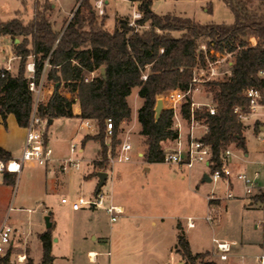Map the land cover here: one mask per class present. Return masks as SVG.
Masks as SVG:
<instances>
[{
    "label": "rangeland",
    "instance_id": "1",
    "mask_svg": "<svg viewBox=\"0 0 264 264\" xmlns=\"http://www.w3.org/2000/svg\"><path fill=\"white\" fill-rule=\"evenodd\" d=\"M38 1L40 5L51 4L48 17L54 31L60 32V36L81 0ZM35 3L36 0H0V22L18 17L27 23L34 17ZM89 3L97 23L105 17L104 28L109 32L117 27L118 19L131 21L133 12L138 10L137 4L129 0H108L104 14L99 15L94 8V0H89ZM247 5L257 15H264V4L253 0ZM151 9L158 14H176L200 23L234 22L233 13L222 0H153ZM82 12L85 13L84 8ZM137 28L142 30L147 26ZM173 35L178 36L179 32H173ZM23 40V36H0V67H10L11 73L17 72L20 58L16 55V47ZM230 60L233 63L235 56L231 55ZM31 62L33 56L28 58L26 76L29 75L27 65ZM226 68L231 69L225 64L221 70ZM228 75L218 76L217 79ZM56 83L47 79L44 73L43 102L49 98L48 91L54 92ZM197 86L198 92L194 99L213 103L212 94L206 90L204 83H198ZM69 89L61 82L62 93ZM128 100L131 119L122 125L118 138L121 142L126 139L130 142V159L115 160L120 148V144L117 145L116 155L111 157L114 161H109L106 169L108 178L100 188L106 194L105 204L109 203L112 196L114 203L124 205V213L115 221H110L103 207L86 206L81 210L71 208L73 200L78 197L89 199L97 191V172L91 162L99 156V143L89 140L84 146L81 145L82 137L95 133L97 127L91 124L90 128H84L85 121L77 117L55 118L46 126L52 160L42 164L35 160L24 161L20 172L13 175L14 182L0 186V225L7 217V223L18 228L10 248V260L23 264L26 258L20 262L16 255L29 252L34 264L39 263L42 245L38 234L49 229L53 235L52 240L59 238L53 244L54 253L60 255L54 264H179L181 261L185 264L174 249L178 233L176 223L180 221L191 251L207 252L205 259L223 264H264V257L260 259L264 256V204L255 200L254 204H249L248 197H239L241 186L238 182L230 189L234 196L227 198L228 186L225 182L202 180L208 170L204 163L184 168L159 162L151 163L150 170H145L147 164L144 163L143 153L146 146L139 133L137 120V110L142 99L136 87L132 89ZM257 117L261 120L257 119L256 122L264 125V105L242 122L243 134L247 135L246 142L250 150L253 147L260 148L257 138L253 140L249 132L251 128L257 132L254 129L255 123L251 124ZM185 127L182 134L185 133ZM202 130L197 129L199 134ZM25 134H12L10 144L14 150L13 158L20 157ZM163 147L167 149L172 144L165 142ZM230 147L237 155L233 157V162H243L244 152L233 144ZM69 158L78 159L79 166H67L63 170V161ZM248 158L253 159V162L245 163L247 170L258 168L264 172L260 155ZM261 181L264 183V179ZM211 193L219 198L209 200ZM62 197L68 203H62ZM48 213L53 223L50 228L45 225ZM207 216H211V220H207ZM188 217L194 222L192 227L186 226ZM214 238L236 242L231 248L229 259L218 258L214 251ZM91 249L96 251L93 260L89 259L87 253Z\"/></svg>",
    "mask_w": 264,
    "mask_h": 264
},
{
    "label": "trees",
    "instance_id": "2",
    "mask_svg": "<svg viewBox=\"0 0 264 264\" xmlns=\"http://www.w3.org/2000/svg\"><path fill=\"white\" fill-rule=\"evenodd\" d=\"M129 1L136 2L141 12V17L136 20L137 27L147 28L139 30L129 26L127 19H118L117 27L109 32L104 28L105 17L97 23L89 0L80 1L60 36L48 17L51 4L40 5L38 0L34 17L27 23L18 17L0 22V36L24 38L16 47V55L20 58L17 72L11 73L0 67L2 118L12 113L21 127L28 124L34 94L29 90L25 71L28 58L33 56L36 80L44 71L47 79L59 82L48 100L38 103L37 114L47 120L77 117L95 124L97 131L85 134L81 140L82 146L89 140L99 143V156L91 162L94 171H106L110 157L116 155V147L121 144L118 138L121 124L131 119L127 97L134 87L138 88V96L143 100L137 111L139 133L146 146L143 160L163 162V144L173 142L178 132L173 128L171 109H163L155 120L156 99L172 89L186 90L194 69H206L207 59H215V55L209 53L213 49L219 53H232L235 60L228 76L204 82L206 90L212 94L215 113L210 114L202 107L195 110V118L208 127L202 139L211 147L214 167L221 165L222 152L232 144L246 152L243 124L234 108L239 107L242 112L248 110L245 96L248 88H258L264 94V76L260 75L264 69V15L259 16L248 7V2L253 0H222L234 15L231 24L200 23L176 14H158L151 9L153 0ZM255 1L264 4V0ZM173 32H179V35L174 36ZM249 37L256 41L254 46L248 45L246 39ZM201 45L206 46V51L200 48ZM101 68L105 75L101 74ZM143 74L147 75L146 79H142ZM61 82L70 88L67 92L76 95L79 114H74L72 109L75 99L60 91ZM181 114L189 119L190 97L182 103ZM108 119L112 121L110 131H107ZM260 126L255 122L254 129L258 131ZM45 140H48L46 133ZM10 158L11 153L0 146V159ZM13 175L5 173L4 183H13ZM253 197L264 202V194ZM176 227L175 248L185 264H219L205 259L207 252L192 253L179 222ZM38 238L42 257L37 264H53L50 230L39 233ZM10 248L0 258V264H17L10 260ZM23 264H34L29 252Z\"/></svg>",
    "mask_w": 264,
    "mask_h": 264
},
{
    "label": "built area",
    "instance_id": "3",
    "mask_svg": "<svg viewBox=\"0 0 264 264\" xmlns=\"http://www.w3.org/2000/svg\"><path fill=\"white\" fill-rule=\"evenodd\" d=\"M105 0H94V8L97 14H104ZM141 17L140 11H134L132 14V20L129 21V26L137 27L136 20ZM248 45L254 46L256 41L249 37L246 39ZM202 50L206 51V46L201 45ZM210 54L215 55V59H207L206 69H194V73L191 82L186 90L172 89L164 94L160 95L163 99L164 106L172 110V122L173 128L177 130L178 136L172 142V147L165 149L164 160L168 164H174L179 167L191 168L197 163H204L208 170L207 173L211 178V181H223L228 186L226 197H233L234 194L230 190L234 184V181L241 185L242 193L244 197L249 199L256 194H264V172H261L258 168L252 170H233V157L237 155L233 152L231 147L226 148L221 154V165L214 167L215 163L211 160L212 152L211 147L206 143L202 136L208 130L206 124L200 122L195 118V110L205 107L210 114L215 113V107L213 103L199 102L194 99V93L198 91V83H204L206 81L217 79L218 76L230 74V70L226 68L221 70L222 65L227 64L231 68L232 61L230 56L232 53H219L213 49L209 50ZM8 69V68H7ZM28 75V87L34 94V104L30 119L25 128V143L19 158H10L7 160L0 159V186L4 183L5 173L18 174L22 168L23 162L27 160H35L38 163H47L52 160V149L48 146V142L45 140L46 126L48 120L42 118L37 114V106L39 102H43V80L44 71L40 79L37 81L34 73V62L27 65ZM260 75L264 76V69L260 71ZM142 79H146L147 75L143 74ZM245 96L248 99L247 111L242 112L239 107L234 108V112L240 121L248 118L251 114L261 106L264 105V94L258 88H248L245 91ZM187 97H190V116L186 119L181 114V106ZM92 122L86 120L83 124L84 128H90ZM183 125L186 126V133L182 135ZM112 128L111 119L107 120V131ZM202 128V133L199 134L197 129ZM260 148V164L264 167V127L259 131L257 135ZM131 144L128 139L124 140L120 144L116 161H127L130 159L129 151L131 150ZM109 161L114 160L110 157ZM67 166L78 167V159H67L63 161L61 168L65 170ZM210 167H213L210 169ZM211 193L208 197L209 200H213L215 197ZM106 194L99 190L89 199L78 197L70 203L73 210H79L83 207H103L110 221H115L117 217L123 213V208L112 202L105 204ZM62 203H68L65 197L61 198ZM207 220H211V216L206 217ZM187 227L194 225L193 220L186 218ZM17 233V228L7 223V217L4 218L0 225V258H2L9 248L14 244V234ZM214 251L220 260H227L229 253L233 245L236 244L234 240H221L213 239ZM17 260L22 262L26 258L25 253H18L16 255ZM264 256L262 255L260 259ZM89 258L94 256L89 255Z\"/></svg>",
    "mask_w": 264,
    "mask_h": 264
},
{
    "label": "crops",
    "instance_id": "4",
    "mask_svg": "<svg viewBox=\"0 0 264 264\" xmlns=\"http://www.w3.org/2000/svg\"><path fill=\"white\" fill-rule=\"evenodd\" d=\"M108 2V0H105V4ZM132 3H136V2H132ZM137 4V3H136ZM136 11H138V10H136ZM6 67V66H5ZM8 70H10V67H9V69ZM56 89V88H55ZM54 91V90H53ZM49 92V97L51 96V91H48ZM198 92V91H197ZM137 93H138V88H137ZM67 97H72V98H74L75 99V103H73V105H72V109H73V112H74V114H79V112H80V105H79V102H78V99H77V97H76V95H74V94H72V93H70V92H67L66 91V93H64ZM196 94V92L194 93V95ZM128 98H129V96L127 97V101H128V104H129V106H130V103H129V100H128ZM142 99V98H141ZM197 101H199V102H203V101H201V100H197ZM142 102H143V100H142ZM142 104V103H141ZM141 106V105H140ZM139 106V107H140ZM138 107V108H139ZM165 107V106H164ZM138 111V110H137ZM79 119V118H78ZM257 119H260L259 117H257V118H255V120L253 121V122H251V124L252 123H255L256 122V120ZM261 120V119H260ZM54 121V119L52 120V122ZM262 121H264V119H262ZM126 122V121H125ZM125 122H123L122 124H121V128H122V125L125 123ZM93 124V123H92ZM0 127H2L3 129H0V146H2V147H4L6 150H8L10 153H11V156H12V158H13V154H12V152L14 151L13 150V148H11V141H12V134L13 133H19V134H21V136H23L24 135V132H25V128L24 127H21L19 124H18V122H17V120H16V118H15V116L12 114V113H9V114H7V116L5 117V119H3L2 118V116L0 115ZM185 126L183 125V128H184ZM263 125H261L260 126V128H259V130L257 131V132H254L253 130H252V128L251 129H249L250 131V135H251V137L253 138V140H255L256 139V137H257V135H258V133H259V131L260 130H262L263 129ZM186 128V127H185ZM198 132V131H197ZM185 133H186V129H185ZM185 133H183L182 135H184ZM23 134V135H22ZM244 136H245V140H247V135L246 134H244ZM171 144H172V142H171ZM246 147H247V151L246 152H244L243 153V156H244V158H245V160L243 161V162H233V170L234 171H236V170H242V169H246L247 168V166H246V164H247V162H253V159H250V158H248L249 156H254V157H256V156H259L260 155V153H259V149H258V147H253L251 150L249 149V147H248V145H247V142H246ZM138 154H140V152L138 153ZM259 154V155H258ZM145 164H147V166L146 167H144V169L145 170H147V171H149L150 170V166L152 165L151 163H147V162H144ZM246 163V164H245ZM238 167H240V168H238ZM247 170V169H246ZM107 178H108V172H107ZM106 178V179H107ZM106 181V180H105ZM237 182L236 181H234V184H233V186L236 184ZM5 184V183H4ZM241 186V185H240ZM240 192L238 193V196L239 197H244L243 196V193H242V188L240 187ZM110 198H111V201H112V196H110ZM254 200H255V198H250V202H249V204H254L255 202H254ZM256 202L257 201H259V200H255ZM113 202V201H112ZM261 202V201H260ZM263 204H264V202H262ZM116 204H118V205H120L122 208H123V213H124V205L123 204H121V203H116ZM83 208H85V207H83ZM83 208H81V209H83ZM81 209H79V210H81ZM50 221H51V223H52V220H51V214H50ZM153 222V221H152ZM180 222V221H179ZM154 223V222H153ZM53 224V223H52ZM176 226H177V223H176ZM187 226V225H186ZM53 227V226H52ZM16 228V227H15ZM177 228V227H176ZM18 229V228H17ZM53 236V235H52ZM187 238V237H186ZM188 240V239H187ZM59 241V238H56L55 240H52V254H53V256H54V259H53V264L55 263V261L57 260V257H59L58 256V254H55L54 253V251H53V249H54V243H57ZM189 242V241H188ZM174 249L176 250V248H175V246H174ZM87 253H88V256L89 255H93V253H96V251L95 250H88L87 251ZM192 253H194V252H192ZM197 253V252H196ZM180 256V255H179ZM90 260H93V259H95V258H89ZM180 259H181V257H180ZM228 259H229V257H228ZM182 262V261H181ZM219 264H223V263H221V262H219Z\"/></svg>",
    "mask_w": 264,
    "mask_h": 264
},
{
    "label": "water",
    "instance_id": "5",
    "mask_svg": "<svg viewBox=\"0 0 264 264\" xmlns=\"http://www.w3.org/2000/svg\"><path fill=\"white\" fill-rule=\"evenodd\" d=\"M101 74L105 75L104 68H101ZM58 86H59V82L56 83V88ZM163 109H164L163 99L161 97H157L156 103H155V106H154V113H155V120L156 121L158 120V118H159L161 112L163 111ZM51 123H52V119H48V124H51ZM97 177H98L97 186H98V190H99L103 186V184L105 183V180L107 178V172L106 171H98L97 172ZM202 180L203 181H208V182L211 181V178H210V176L208 175L207 172H205L203 174ZM45 225H46L47 228H50V227L53 226V224L50 221V213H48L45 216ZM179 264H183V262H180Z\"/></svg>",
    "mask_w": 264,
    "mask_h": 264
},
{
    "label": "bare ground",
    "instance_id": "6",
    "mask_svg": "<svg viewBox=\"0 0 264 264\" xmlns=\"http://www.w3.org/2000/svg\"><path fill=\"white\" fill-rule=\"evenodd\" d=\"M95 255V253H93V255H91V256H94Z\"/></svg>",
    "mask_w": 264,
    "mask_h": 264
}]
</instances>
